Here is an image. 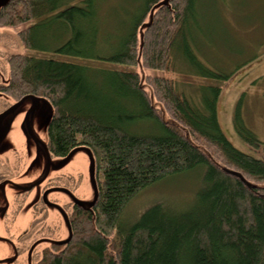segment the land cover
I'll return each mask as SVG.
<instances>
[{
  "label": "trees",
  "instance_id": "obj_1",
  "mask_svg": "<svg viewBox=\"0 0 264 264\" xmlns=\"http://www.w3.org/2000/svg\"><path fill=\"white\" fill-rule=\"evenodd\" d=\"M104 1L108 5L7 0L0 6V26L33 21L18 32L26 48L84 63L15 53L8 57V81L0 84L15 104L49 100V154L85 146L94 159V203L75 215L61 249H45L39 264H264V139L244 123L241 98L232 120L248 151L222 130L221 88L208 82L229 75L194 53L202 32L199 0H129L128 18L114 27L101 13ZM176 55L205 80L192 92L153 76L151 96L138 72L110 67L142 63L175 71ZM190 173L199 184L181 207L158 201L124 216L144 189Z\"/></svg>",
  "mask_w": 264,
  "mask_h": 264
},
{
  "label": "rangeland",
  "instance_id": "obj_2",
  "mask_svg": "<svg viewBox=\"0 0 264 264\" xmlns=\"http://www.w3.org/2000/svg\"><path fill=\"white\" fill-rule=\"evenodd\" d=\"M128 1L106 0L108 5L105 1L102 2L101 7L107 6L101 13L109 16V25L114 27V24L120 23L119 19L128 18ZM4 2L6 0H0V6ZM199 3L197 26L202 32L197 34L199 41L194 53L198 58H205L206 61L209 59V65L212 64L213 68L229 75L226 80H210L208 84L221 88L218 118L223 132L234 146L248 151L235 131L232 115L237 101L241 98L244 123L258 138L264 139V0H199ZM154 8L146 22L150 20ZM32 22L28 21L16 27L0 26V84L8 81V57L15 53L84 64L82 58L26 48L18 32ZM110 67L138 72L142 85L151 96L153 91L149 83L153 76L172 78L181 88L191 92L199 83L205 82L203 78L193 74L177 55L175 71L155 70L142 63L137 66L112 64ZM153 103L163 108L162 103L155 97ZM14 105V100L0 91V115L11 111L0 117V206L4 205L5 200L9 201L7 214L2 213L0 216V236L11 235L16 240V232L26 228L30 205L28 200L31 197H24L23 204L17 201L13 205L12 196L15 192L3 187L5 181L2 180L11 178L24 185L41 181L35 188V199L37 192L40 193L43 187H56L66 192L52 191L49 194L50 200L65 204L74 199L83 207L89 208L97 196V179L94 159L88 147L78 146L65 156L47 154L44 145L48 140L47 125L52 115V107L47 98L37 97L34 100L27 97L11 110ZM198 184V174L190 173L152 185L133 198L124 216L129 218L152 202L158 201L172 207H181L191 199ZM21 207L15 219L12 216L15 208L18 211ZM45 216L46 221L41 224L43 229L45 225L46 230L55 234L56 238L69 237L55 209L47 208ZM4 232L9 233L6 235ZM9 238H0V258L14 256ZM50 241L38 240L36 244L39 242L40 246H47L46 249H49ZM60 249L61 247L52 248L53 251ZM26 259L25 254L19 253L18 258L0 264H27Z\"/></svg>",
  "mask_w": 264,
  "mask_h": 264
},
{
  "label": "flooded vegetation",
  "instance_id": "obj_3",
  "mask_svg": "<svg viewBox=\"0 0 264 264\" xmlns=\"http://www.w3.org/2000/svg\"><path fill=\"white\" fill-rule=\"evenodd\" d=\"M44 146H45V150L47 154L51 155L47 151L46 144ZM2 181H5V184L3 183L2 185L3 187L12 189L11 192H15L14 196H12L13 205L14 203L16 205L17 201L20 203L22 202L23 204L24 199H25L24 197H31V198L28 200L30 205L28 206L29 216L25 224L26 228L24 227L25 229L23 228L21 229V231L16 232V236H17L16 240H13L11 238V235H7L9 232L3 233V234H6L7 237L0 236V238L2 237L4 239H7L10 237L9 239H11V243H12L11 247L13 248V251H14L13 257L0 258V263H3L5 261H12L15 258H18V255L20 253V254L26 255L27 264H39V261L41 260L44 250L47 248V246L42 247L38 244L40 241L37 244H36V241L51 240L48 247L54 248V247H62L63 243L69 238L68 237V238L60 239V238L54 237L55 234L48 232L45 228V225L43 229L41 224L42 223L44 224V222L46 221L45 214H46L47 208H53L56 210L58 215H60L61 217V222L64 223V226L67 232L69 233L68 235H70L71 221L73 220L75 215L77 216L78 212L81 211L85 207H83L79 201H76L74 199H72V201H69L68 203H65V204H60L56 200H50L49 194L52 191L66 192V190L62 188H56V187L54 188L43 187L40 193L37 192L36 199H35V193H34L35 188L41 181L40 182L38 181L37 183L31 182V184H27V185L18 183L14 179H11V178H6ZM30 193L32 194L30 195ZM18 195H21L23 199ZM8 205H9V201L5 200L4 205L0 206V216L2 215V213L7 214L8 207H9ZM21 209L22 207L18 211H16V208H15V213L12 215L13 217H15V219L17 218V215ZM63 214H65V216H63ZM40 218L42 219L39 222Z\"/></svg>",
  "mask_w": 264,
  "mask_h": 264
},
{
  "label": "water",
  "instance_id": "obj_4",
  "mask_svg": "<svg viewBox=\"0 0 264 264\" xmlns=\"http://www.w3.org/2000/svg\"><path fill=\"white\" fill-rule=\"evenodd\" d=\"M7 1V0H6ZM5 3V2H4ZM33 98V97H32ZM34 100H35V98H33ZM19 103L20 102H18V103H16L13 107H12V109L11 110H13L16 106H18L19 105ZM9 112H11V111H8L7 113H9ZM7 113H4V114H1L0 115V117H2V116H4V115H6ZM231 173H232V171H231ZM45 196V195H44ZM63 216H65V214H63Z\"/></svg>",
  "mask_w": 264,
  "mask_h": 264
}]
</instances>
